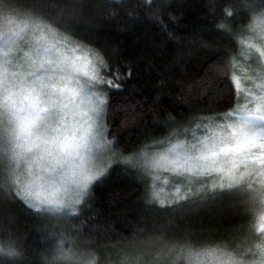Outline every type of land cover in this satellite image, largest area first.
<instances>
[{
	"label": "snow or ice",
	"instance_id": "6c2138e0",
	"mask_svg": "<svg viewBox=\"0 0 264 264\" xmlns=\"http://www.w3.org/2000/svg\"><path fill=\"white\" fill-rule=\"evenodd\" d=\"M77 3L0 0V189L34 212L63 217L78 215L77 206L105 174L97 164L102 148L118 143L106 139L108 100L94 87L115 91L119 84L100 78L97 67L107 65L99 53L61 31ZM242 32L239 58L250 74L236 58L232 63L250 86L241 89L236 75L228 83L246 103L184 129L190 140L173 133L123 163L147 177L149 199L161 209L234 196L252 223L234 247L165 243L150 264H264V11ZM67 245L59 239L46 264H98L95 253H78L71 240ZM21 255L11 241L0 244V256ZM144 255L124 254L119 264H148Z\"/></svg>",
	"mask_w": 264,
	"mask_h": 264
},
{
	"label": "trees",
	"instance_id": "16d2710c",
	"mask_svg": "<svg viewBox=\"0 0 264 264\" xmlns=\"http://www.w3.org/2000/svg\"><path fill=\"white\" fill-rule=\"evenodd\" d=\"M262 5L264 0H78L61 31L99 53L105 80L119 84L120 90L105 87L115 148L132 154L187 123L233 109L239 98L228 83L232 61L242 30ZM251 223L234 196L161 209L137 172L114 165L75 216L34 212L0 189V244L11 241L22 254L0 256V264H46L61 238L66 247L74 241L78 253H95L98 264H119L146 241L159 249L165 243L234 247Z\"/></svg>",
	"mask_w": 264,
	"mask_h": 264
},
{
	"label": "rangeland",
	"instance_id": "374dc122",
	"mask_svg": "<svg viewBox=\"0 0 264 264\" xmlns=\"http://www.w3.org/2000/svg\"><path fill=\"white\" fill-rule=\"evenodd\" d=\"M258 14H259V13H258ZM258 14H255V15H258ZM242 34L244 35V33H242ZM242 34H241V35H242ZM243 35H242V36H243ZM235 58H236V63H237V65L244 66L245 69H246V70L249 72V74H250L251 69H250V68H247V65H246L245 61L239 58V54H238ZM253 67H254V65H253ZM97 71H98V73H99L100 78H102L103 80H105V77H104V74H103L104 69H102V68H98V67H97ZM233 75L239 76V77L241 78V84H240L241 89H244V88H247V87L250 86V85H248V84L245 82V80H244V76H243V73L240 71V68H239V67L234 68V66H233ZM233 75H232V76H233ZM84 79H87V77H85ZM81 82L83 83V80H82ZM94 91H96L98 94L103 95V96L106 97V92H105V87H104V86L96 85V86L94 87ZM244 103H246V101H245L244 99L239 98L238 103L235 105V107H236L237 105L242 106ZM202 120H203V119H202ZM202 120H197L196 122H193V123H187V124L183 125L182 127H179L177 131L172 132L168 137H166V138H162V139H159V140H166V139L170 138L171 135H172L173 133H181V135H180V137H179L180 139L190 140V139L192 138V133L190 132L187 136H185V135H183V130H184V129H193L194 126H195L196 124H198V123H201ZM104 123H105L106 128H107L106 139L109 140V141H113V139L110 138L109 135H108V126H107V124H106V119L104 120ZM195 134H196V135H202L203 133L200 132V131H196ZM156 141H158V140H156ZM101 143H102V145H103V144H104V141L102 140ZM149 145H150V144H149ZM149 150L152 151V149H149ZM157 151H160V149H157ZM102 152L105 153V154L101 157L100 160L97 161V164H98V167H99V168H101V169H106L105 174H106V173L108 172V170H109L112 166H114V165H124V166H127L128 168L132 169L133 171L137 172V173L143 178V180L146 182V184H147V188H148V179H147V177H145V176L143 175L142 171L139 170V169L132 168L129 164H125V163H123V158H124V157L132 156V155H134L136 152H135V153H132V154H123V153L119 152V151L115 148L114 143L111 144V145L104 146V147L102 148ZM137 152H138V151H137ZM105 174H104V175H105ZM104 175H103V176H104ZM103 176H102V177H103ZM100 178H101V177H100ZM100 178H99V179H100ZM162 178H170V177L168 176V174H164V175L162 176ZM99 179H98V180H99ZM94 183H95V182H94ZM94 183H93V184H94ZM93 184H92V186H93ZM92 186L90 187L89 194H88L87 196H85L84 199H83V201H82V203H81L80 205L77 206V210H78V211H79L80 208H81V207H82V206L88 201V199H89V197H90V191H91ZM159 246H160V245H158L157 243H154V244H153V242H148V241H146V242H144V243H139L138 246H136V248H135V250H134L133 252H132V251H129V252H132L133 254H135V253H137V252L144 253V254H145V255H144V258L146 259V262H147V261H150V258L153 257V254L159 250ZM161 246H163V245H161ZM134 252H135V253H134ZM149 252H151V253H153V254H150ZM146 253H147V254H146Z\"/></svg>",
	"mask_w": 264,
	"mask_h": 264
}]
</instances>
